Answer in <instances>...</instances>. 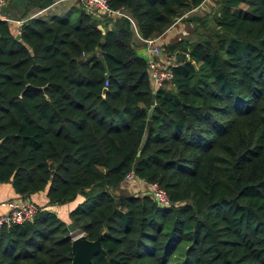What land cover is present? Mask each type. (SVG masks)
Returning <instances> with one entry per match:
<instances>
[{"label":"trees","instance_id":"16d2710c","mask_svg":"<svg viewBox=\"0 0 264 264\" xmlns=\"http://www.w3.org/2000/svg\"><path fill=\"white\" fill-rule=\"evenodd\" d=\"M204 1L108 0L128 15L114 20L81 3L77 21L38 15L20 34L0 19V183L47 194L0 227V264H71L77 233L102 238L91 264H264V0L186 14ZM129 17L145 39L179 18L214 30L168 44L181 55L154 90ZM131 170L172 205L125 191ZM80 195L71 223L47 207Z\"/></svg>","mask_w":264,"mask_h":264},{"label":"crops","instance_id":"0c3cea01","mask_svg":"<svg viewBox=\"0 0 264 264\" xmlns=\"http://www.w3.org/2000/svg\"><path fill=\"white\" fill-rule=\"evenodd\" d=\"M65 1H77L75 4H63ZM213 0H206L204 1L200 6L195 7L191 9L188 13H186L188 16H203L202 13L208 14L206 11L208 8V4L211 3ZM86 5L88 8L89 6L80 0H55L54 3H52L50 6L45 7V8H38V7H30L28 5L27 0H4L0 4V19L2 20H8L10 22H14L16 20L25 21L27 18L30 17H35L38 15H43L45 17H49L52 15H57V12L61 13L64 12L65 10H71L72 8H79L82 4ZM10 6V7H9ZM24 8L25 11L19 15L15 14V12L19 13L20 9ZM90 11H94L93 9L88 8ZM56 12V13H55ZM99 18L101 17L100 26L105 30L108 27L112 26V23H109V25H106L105 20L103 19L102 15L99 12H94ZM112 19H116L117 17L111 16ZM186 22L182 19L179 18L178 21H176L175 24H173L161 37H157L158 41L161 45L163 43H169L171 39L175 38L178 35H185L186 30H187V25H185ZM193 24V23H192ZM16 27V24H15ZM135 30V34L133 37V41L137 45H142L140 48H142L143 53H140L139 50L138 52L143 55L144 57L149 60L151 57V53L149 48L147 47L144 38L140 35L137 27L133 26ZM159 59L162 63H169L164 59V57L161 55L159 56ZM170 64V63H169ZM23 198L19 193H17L16 189L14 188L12 182H5V183H0V214L7 212L8 207L6 205H3V202L9 200V199H19ZM37 202L40 206H44L47 203V194L46 192H40L32 195L30 198ZM83 200V196H78L75 200L68 202L66 204L62 205H50L47 206L48 208L56 211L58 215L67 223H71L72 219L70 216L71 211ZM61 207H65V210Z\"/></svg>","mask_w":264,"mask_h":264},{"label":"built area","instance_id":"2783aa9c","mask_svg":"<svg viewBox=\"0 0 264 264\" xmlns=\"http://www.w3.org/2000/svg\"><path fill=\"white\" fill-rule=\"evenodd\" d=\"M4 0H0V4ZM85 2L90 7L98 10L99 12L119 17V16H128L122 10H115L110 5L108 0H81ZM130 18V17H129ZM133 26H136V23L132 18ZM15 31L17 34L21 33V21L16 20ZM158 38H144V41L147 47L150 50L151 57L149 58V77L154 90H157L165 82L171 81L173 78V70L171 66L173 64L162 63L159 59V56L162 54V45L157 42ZM109 84V81H106V87ZM139 178L133 170L129 171L125 176L126 182H131ZM149 184V195L153 200L160 206H170L172 205V200L166 188L161 186L159 182H152ZM3 205L8 207V211L0 214V227L3 225L10 226L14 223H23L25 221L31 220L40 210V205L31 199L19 198V199H9L3 202Z\"/></svg>","mask_w":264,"mask_h":264},{"label":"rangeland","instance_id":"374dc122","mask_svg":"<svg viewBox=\"0 0 264 264\" xmlns=\"http://www.w3.org/2000/svg\"><path fill=\"white\" fill-rule=\"evenodd\" d=\"M77 1H65L63 4H75ZM89 6V5H88ZM10 7V6H9ZM88 8H90V9H93V7H88ZM217 0H213V1H211V3H209L208 4V8H207V12H208V14H210V15H215V13H216V11H217ZM25 11V9L24 8H22V9H20V12L19 13H17V12H15V14H19V15H21L23 12ZM69 11H70V9L69 10H65L64 12H61V13H59V12H57V15H61V16H66L67 15V13H69ZM56 13V12H55ZM202 15L203 16H206V14H204V13H202ZM67 16H69V18L72 20V21H77L78 20V16H79V10H74V11H70V14L69 15H67ZM212 20H213V17L212 18H210V19H207L206 20V22H207V24L205 25L204 24V22L202 23V25H198L197 27L194 25L193 26V24L191 23V22H186V24L185 25H187V30H186V34L185 35H178V36H176L175 38H173V39H171V41L169 42V43H163V45H162V49H163V51H162V56L164 57V59H166V61L167 62H169L170 64H174V63H176L177 62V60H178V57L181 55V54H178V52H177V54H176V51H174L173 53L172 52H170V48H168V44H173V43H175V42H177L178 40H180L181 38L182 39H186V41H187V39H189V38H197V37H201V36H203L205 33H207L206 35H208V34H210L213 30H214V27H213V22H212ZM195 28H197V31L198 32H193V30L195 29ZM162 36V35H161ZM161 36H159V37H161ZM181 39V40H182ZM139 50V52L140 53H143V50H142V48H139L138 49ZM124 190L125 191H127V192H130V193H134V194H138V195H143V194H149V184L146 182V181H144V180H142V179H140V178H137V179H135V180H133V181H131V182H126L125 183V186H124ZM62 208V210L64 209L65 210V207H61ZM72 225V224H71ZM70 225V226H71ZM76 232H78V230L77 231H75L74 233H76ZM73 233V234H74ZM78 234V233H77ZM76 234V235H77Z\"/></svg>","mask_w":264,"mask_h":264},{"label":"water","instance_id":"95a60500","mask_svg":"<svg viewBox=\"0 0 264 264\" xmlns=\"http://www.w3.org/2000/svg\"><path fill=\"white\" fill-rule=\"evenodd\" d=\"M29 89H41L42 87L34 86L32 84H28L25 90ZM108 90V87L104 88V92ZM155 103V100H153ZM154 112V107L150 109V114ZM154 122L152 119L148 120L147 130H150L153 126ZM141 151H139V154ZM71 233L77 231L76 225L72 224L70 226ZM73 256L71 264H91L93 261V256L98 252H105V249L102 245V238L99 237L96 240L89 239L84 233L77 234L73 238Z\"/></svg>","mask_w":264,"mask_h":264}]
</instances>
